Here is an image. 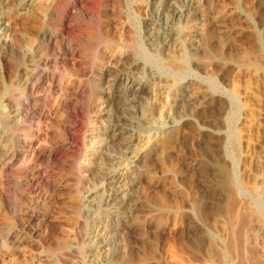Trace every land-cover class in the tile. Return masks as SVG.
<instances>
[{"label":"rangeland","instance_id":"374dc122","mask_svg":"<svg viewBox=\"0 0 264 264\" xmlns=\"http://www.w3.org/2000/svg\"><path fill=\"white\" fill-rule=\"evenodd\" d=\"M249 263L264 0H0V264Z\"/></svg>","mask_w":264,"mask_h":264},{"label":"bare ground","instance_id":"6f19581e","mask_svg":"<svg viewBox=\"0 0 264 264\" xmlns=\"http://www.w3.org/2000/svg\"><path fill=\"white\" fill-rule=\"evenodd\" d=\"M201 61V60H200ZM141 89V88H140ZM138 92V91H137ZM134 96H135V94H134ZM140 96V95H139ZM193 104V103H192ZM21 110V109H20ZM21 112V111H20ZM41 112H43V111H41ZM71 132V131H70ZM9 154V153H8ZM250 264V263H249Z\"/></svg>","mask_w":264,"mask_h":264}]
</instances>
